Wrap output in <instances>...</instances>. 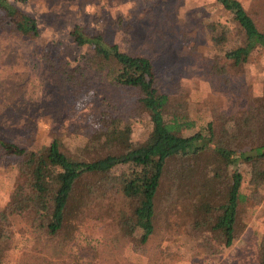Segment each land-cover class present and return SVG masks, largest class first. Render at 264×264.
I'll return each mask as SVG.
<instances>
[{
    "label": "trees",
    "instance_id": "trees-1",
    "mask_svg": "<svg viewBox=\"0 0 264 264\" xmlns=\"http://www.w3.org/2000/svg\"><path fill=\"white\" fill-rule=\"evenodd\" d=\"M216 1L229 20L208 22L199 39L217 47L231 32V21L241 28L244 44L207 58L215 85H230L233 68L264 48L263 10L254 6L249 11L241 0ZM0 32L31 41L41 35L37 18L11 0H0ZM71 35L79 46L89 48L76 64L53 48L39 45L35 53L67 90L70 103L88 117L85 124L69 127L63 136L35 148L0 135V158L15 173L9 199L0 208V264H13L6 247L14 233L13 215L22 216L37 242L60 247L73 237L77 215L90 196L101 195L127 199L128 210L121 213L119 224L127 238L139 234L142 244L157 229L172 225L167 208L181 203L180 222L183 219L191 236L208 230L213 239L232 246L242 219L249 218L264 197V93L246 92L232 111L215 103L211 117L195 131L189 102L179 96L184 86L178 75H167L168 70L163 73L149 57L107 42L100 29L76 25ZM97 82L138 93L134 110L150 122L143 139L135 140L134 124L117 102L96 100ZM83 136L87 140L80 143ZM121 163L129 168L114 173ZM218 165H231L232 175L220 173ZM247 186L252 187L250 193L244 190ZM257 248V264H264V232ZM47 262L43 264H78Z\"/></svg>",
    "mask_w": 264,
    "mask_h": 264
},
{
    "label": "rangeland",
    "instance_id": "rangeland-1",
    "mask_svg": "<svg viewBox=\"0 0 264 264\" xmlns=\"http://www.w3.org/2000/svg\"><path fill=\"white\" fill-rule=\"evenodd\" d=\"M11 1L37 18L41 32L37 41L0 32V135L21 145L35 148L50 144L69 127L87 120L88 113L70 103L67 90L54 81L35 53L39 45L53 48L76 64L89 49L73 40L71 30L76 25L88 31L100 29L107 42L149 57L163 73L168 70L167 75H178L184 86L179 96L189 102L197 120L195 131L211 117L215 103L232 111L243 103L246 92L255 96L264 93V48L255 49L249 60L233 68L230 85H215L209 74L207 58L225 55L245 42L243 31L233 21H229L232 29L222 45L208 46L204 38L199 39L208 22L229 20V13L216 0ZM241 1L249 11L261 6L264 18V0ZM95 91L97 101L105 98L120 105L134 124L135 140L148 134L149 120L134 110L139 96L136 91L104 82H97ZM86 140L83 136L79 142ZM128 168V163H121L113 172ZM218 168L220 173L232 175L231 165ZM14 181L12 168L0 158V208L7 203ZM244 190L250 193L252 187ZM261 191L264 196V187ZM126 201L122 194L90 196L83 213L77 215L73 237L68 236L60 247L37 242L26 221L15 214L13 237L6 244L8 257L13 264H43L48 260H72L78 264H257L258 239L264 232V197L251 208L252 215L242 219L241 233L230 247L213 239L208 230L191 236L183 219L180 222L181 203L167 208L172 225L157 229L145 244L139 234L127 238L119 224L121 213L128 210Z\"/></svg>",
    "mask_w": 264,
    "mask_h": 264
}]
</instances>
